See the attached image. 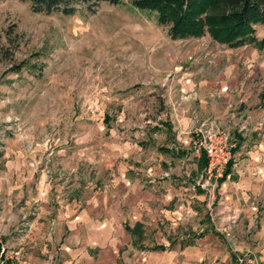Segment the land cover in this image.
I'll list each match as a JSON object with an SVG mask.
<instances>
[{"label":"crops","instance_id":"crops-1","mask_svg":"<svg viewBox=\"0 0 264 264\" xmlns=\"http://www.w3.org/2000/svg\"><path fill=\"white\" fill-rule=\"evenodd\" d=\"M256 83L210 84L200 115L173 118L170 139L149 131L142 143L112 139L105 150L50 146L34 158L44 161L38 166L7 139L2 158L17 157L0 171V230L18 256L6 264H236L252 255L258 262L243 264H264V102L251 97ZM206 119L231 132L235 151L213 209L199 185L206 159L180 156L176 144Z\"/></svg>","mask_w":264,"mask_h":264},{"label":"rangeland","instance_id":"rangeland-1","mask_svg":"<svg viewBox=\"0 0 264 264\" xmlns=\"http://www.w3.org/2000/svg\"><path fill=\"white\" fill-rule=\"evenodd\" d=\"M255 28L263 39L264 24ZM0 45L5 50L0 61V171L17 157L2 158L7 139L17 142L14 150L21 158L37 166L44 161L34 158L50 146L100 145L105 150L112 139L120 146L129 136L142 143L149 131L158 140L166 133L170 139L172 119L200 115L202 93L210 84L257 82L251 97L254 101L259 94L264 102V57L252 56L256 50L264 54V47L247 43L231 48L210 35L172 39L154 13L130 4L103 3L95 12L80 5L65 15L34 12L29 2L0 0ZM241 107L232 108V114ZM205 122L228 131L212 119L199 121L185 132L190 141L176 143L180 156L195 155L194 130Z\"/></svg>","mask_w":264,"mask_h":264},{"label":"trees","instance_id":"trees-1","mask_svg":"<svg viewBox=\"0 0 264 264\" xmlns=\"http://www.w3.org/2000/svg\"><path fill=\"white\" fill-rule=\"evenodd\" d=\"M29 2L34 12L71 15L84 5L95 12L103 3L130 4L155 14L160 26H168L172 39L210 35L228 47L255 43L264 47L256 35L257 24H264V0H20ZM5 50L0 45V61ZM232 163V162H231ZM229 169V168H228ZM228 173V170L226 174ZM226 176V175H225Z\"/></svg>","mask_w":264,"mask_h":264},{"label":"built area","instance_id":"built-area-1","mask_svg":"<svg viewBox=\"0 0 264 264\" xmlns=\"http://www.w3.org/2000/svg\"><path fill=\"white\" fill-rule=\"evenodd\" d=\"M194 134L198 139L194 145L195 156L201 157L204 154L207 158L205 175L199 185L209 193L211 199L209 207L213 209L214 200L217 198V182L225 177L234 159V145L228 131L217 128L210 122L203 123L199 128L194 130ZM225 230L224 228L223 231ZM17 256L18 252L8 251L0 230V264H6L8 260ZM248 260L258 262L255 255L249 258L247 256H240L236 264H243Z\"/></svg>","mask_w":264,"mask_h":264}]
</instances>
